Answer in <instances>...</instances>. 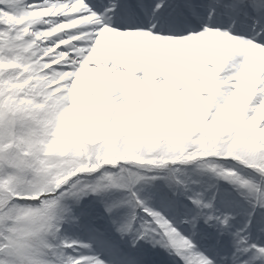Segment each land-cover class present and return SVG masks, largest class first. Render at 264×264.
Listing matches in <instances>:
<instances>
[{"label":"snow or ice","instance_id":"6c2138e0","mask_svg":"<svg viewBox=\"0 0 264 264\" xmlns=\"http://www.w3.org/2000/svg\"><path fill=\"white\" fill-rule=\"evenodd\" d=\"M0 264H264V0H0Z\"/></svg>","mask_w":264,"mask_h":264}]
</instances>
